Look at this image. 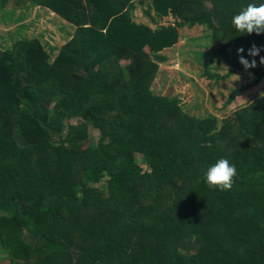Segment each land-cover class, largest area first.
I'll list each match as a JSON object with an SVG mask.
<instances>
[{
	"label": "trees",
	"instance_id": "trees-1",
	"mask_svg": "<svg viewBox=\"0 0 264 264\" xmlns=\"http://www.w3.org/2000/svg\"><path fill=\"white\" fill-rule=\"evenodd\" d=\"M146 1L177 23L137 24L130 10ZM258 2L13 0L76 29L55 58L40 38L0 49V246L8 264H264V95L218 127L216 118L187 113L178 95L153 89L180 28L196 25L209 30L220 63L256 78L225 106L258 85L264 50H248L264 49V33L230 23ZM220 157L236 167L229 190L203 180Z\"/></svg>",
	"mask_w": 264,
	"mask_h": 264
},
{
	"label": "rangeland",
	"instance_id": "rangeland-1",
	"mask_svg": "<svg viewBox=\"0 0 264 264\" xmlns=\"http://www.w3.org/2000/svg\"><path fill=\"white\" fill-rule=\"evenodd\" d=\"M13 5V0H8L5 6L0 0V49L11 47L20 38H40L48 49H53L52 56L55 58L76 28L46 8L26 4L16 9ZM133 5L130 15L137 24L144 23L158 29L177 23L172 16L160 17L151 9L150 1L144 4L135 2ZM180 32L181 41L166 52L168 60L160 65L154 79L155 91L178 95L187 113L198 118H216L218 127L234 111L264 95L262 80L225 106L232 90L250 86L256 78L246 72H233L231 67L218 61L213 52L211 34L205 26L181 27ZM121 63L127 65L128 61L122 60ZM46 103L52 106L51 102ZM78 121L74 119V123ZM92 135L98 138L99 130L92 129ZM143 167L147 166L143 163ZM11 261L0 246V264Z\"/></svg>",
	"mask_w": 264,
	"mask_h": 264
},
{
	"label": "clouds",
	"instance_id": "clouds-1",
	"mask_svg": "<svg viewBox=\"0 0 264 264\" xmlns=\"http://www.w3.org/2000/svg\"><path fill=\"white\" fill-rule=\"evenodd\" d=\"M231 25L243 33H264V0L258 3H248L242 9L231 17ZM264 49H259L255 45L248 50L249 56H257ZM244 49L238 48L237 53ZM239 62L246 69L255 67V61L249 62L243 55H239ZM264 64V57L260 58ZM236 176L235 164L230 163L228 159L220 157L215 162L209 164L204 173L203 180L210 187H216L219 190H229L232 187L233 178Z\"/></svg>",
	"mask_w": 264,
	"mask_h": 264
},
{
	"label": "crops",
	"instance_id": "crops-1",
	"mask_svg": "<svg viewBox=\"0 0 264 264\" xmlns=\"http://www.w3.org/2000/svg\"><path fill=\"white\" fill-rule=\"evenodd\" d=\"M138 23H139V21H137ZM139 24H144V23H139ZM144 25H146V26H148V24H144ZM148 27H150V28H152L153 30L155 29H157V28H153V27H151V25L150 26H148Z\"/></svg>",
	"mask_w": 264,
	"mask_h": 264
}]
</instances>
